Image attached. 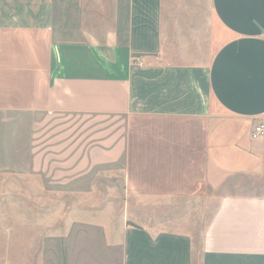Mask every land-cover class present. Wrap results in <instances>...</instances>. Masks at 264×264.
Instances as JSON below:
<instances>
[{"label": "crops", "instance_id": "crops-1", "mask_svg": "<svg viewBox=\"0 0 264 264\" xmlns=\"http://www.w3.org/2000/svg\"><path fill=\"white\" fill-rule=\"evenodd\" d=\"M260 123L264 0H0V211L62 264H264Z\"/></svg>", "mask_w": 264, "mask_h": 264}, {"label": "rangeland", "instance_id": "rangeland-1", "mask_svg": "<svg viewBox=\"0 0 264 264\" xmlns=\"http://www.w3.org/2000/svg\"><path fill=\"white\" fill-rule=\"evenodd\" d=\"M127 119L116 118L121 126H124ZM121 164L118 166V174ZM247 184L246 180H240ZM214 191L208 190V195H213ZM178 201H162L163 209L158 212L167 216L175 211V204ZM216 200L214 198L208 199V218L214 211ZM151 211V209H150ZM155 212V211H154ZM150 213V212H149ZM7 214L11 215L10 209L0 211V264H62L66 249L64 241H60L59 235L52 234L48 231L51 227H4V222ZM4 215V216H3ZM138 219L142 222H153L149 215L138 212ZM12 220V216H10ZM11 222V221H10ZM9 222V223H10ZM160 222L167 223V226L173 225L168 222V217H162ZM8 223V224H9ZM11 224V223H10ZM45 229L47 231H45Z\"/></svg>", "mask_w": 264, "mask_h": 264}, {"label": "built area", "instance_id": "built-area-1", "mask_svg": "<svg viewBox=\"0 0 264 264\" xmlns=\"http://www.w3.org/2000/svg\"><path fill=\"white\" fill-rule=\"evenodd\" d=\"M135 62L138 64H142V61H140L139 58H134ZM264 135V123H260L255 126L253 132H252V137L253 138H259Z\"/></svg>", "mask_w": 264, "mask_h": 264}]
</instances>
